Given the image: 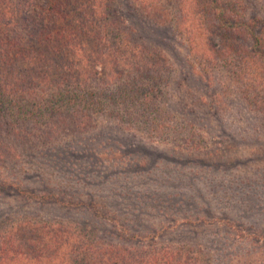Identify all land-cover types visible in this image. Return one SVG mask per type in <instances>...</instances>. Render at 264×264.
Returning a JSON list of instances; mask_svg holds the SVG:
<instances>
[{
  "label": "rangeland",
  "instance_id": "374dc122",
  "mask_svg": "<svg viewBox=\"0 0 264 264\" xmlns=\"http://www.w3.org/2000/svg\"><path fill=\"white\" fill-rule=\"evenodd\" d=\"M189 1L103 0L104 18L114 24L82 39L92 59L88 83L104 101V110L91 116L96 127L54 135L51 148L61 145L67 152L55 170L36 168L23 154L17 167L32 177L23 180L26 185L45 184L31 173L42 169L59 193L114 189L124 195L111 194V199L123 206L142 202L135 194L145 189L165 194L195 189L192 206L178 194L163 200L160 213L155 208L157 218L149 224L168 228L160 241H193L197 264H264V75L255 84L251 76V83L250 65L245 62L240 69L237 61L226 60L220 48L228 26L212 22L206 29L207 15L189 13ZM222 3L246 21L255 19L252 26L264 34V0ZM242 44L247 48L253 41L248 37ZM123 86L137 93L139 103L146 94L154 109L141 112L138 104L130 106L129 123L122 104L112 113L110 95ZM249 92L260 95L257 107L247 98ZM61 150L54 149L51 156L58 157ZM2 174L9 175L8 170ZM21 202L3 197L0 211L21 209ZM205 203L211 207L208 214ZM26 211L50 217L74 214L53 205H30ZM187 216H195L192 224L178 228Z\"/></svg>",
  "mask_w": 264,
  "mask_h": 264
},
{
  "label": "trees",
  "instance_id": "16d2710c",
  "mask_svg": "<svg viewBox=\"0 0 264 264\" xmlns=\"http://www.w3.org/2000/svg\"><path fill=\"white\" fill-rule=\"evenodd\" d=\"M103 5V0H0V199L14 198L23 204L21 209L10 207L8 213L0 211V264L198 263L193 241L164 243L160 241L163 234L159 235L168 228L161 223L157 228L149 224L157 218L155 208L161 212L163 200L172 201L181 194V199L192 206L191 200L198 194L195 189L166 194L157 188L145 189L135 194L142 202L123 206L111 199L112 195H124L114 189L59 193L58 187L49 186L51 179L43 178L42 169L31 173L40 175L39 181L45 184L26 185L23 180L32 177L17 167L23 154L36 168L45 165L44 171L55 170L59 156L67 152L61 145L51 148L54 135L96 127L91 116L104 110V101L88 83L86 71L92 59L82 39L87 34L104 33L105 26L114 24L105 20L100 9ZM187 10L206 14V29L214 25L212 22L217 27L228 26L230 31H224L220 52L226 60L237 61L240 69L245 62L250 65V82L251 76L255 84L256 78L264 75V34L252 26L255 19L244 20L243 15L223 7L222 0H190ZM248 37L253 44L246 48L242 43ZM91 54L93 51L90 58ZM246 96L258 106V93ZM147 97L144 94V101L139 103L137 93L120 87L110 95L112 113L122 104L129 123L130 106L138 104L143 107L141 112L154 109ZM54 149L64 152L51 156ZM4 170L9 175H3ZM205 204L208 214L211 207ZM30 205H53L74 214L50 217L28 213L26 206ZM194 217H185L178 228L192 224ZM196 221L206 223L200 217Z\"/></svg>",
  "mask_w": 264,
  "mask_h": 264
}]
</instances>
